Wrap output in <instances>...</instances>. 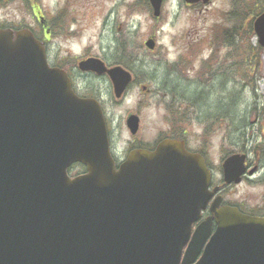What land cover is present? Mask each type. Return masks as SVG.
Returning a JSON list of instances; mask_svg holds the SVG:
<instances>
[{"label":"water","instance_id":"water-1","mask_svg":"<svg viewBox=\"0 0 264 264\" xmlns=\"http://www.w3.org/2000/svg\"><path fill=\"white\" fill-rule=\"evenodd\" d=\"M163 1L149 0L155 18ZM253 29L264 48V12ZM79 66L107 73L118 98L132 81L95 57ZM127 126L135 134L139 117ZM245 159L224 160L225 183L241 181ZM76 162L86 172L71 178ZM211 179L204 157L171 138L116 167L100 103L76 95L29 30H0V264H264V219L221 206V196L192 230L218 190Z\"/></svg>","mask_w":264,"mask_h":264},{"label":"rangeland","instance_id":"rangeland-1","mask_svg":"<svg viewBox=\"0 0 264 264\" xmlns=\"http://www.w3.org/2000/svg\"><path fill=\"white\" fill-rule=\"evenodd\" d=\"M239 2L240 5L235 6V0H212L206 6H188L183 0H164L163 14L157 20L153 18L147 0H44L51 10H58L67 26L66 34L53 37L51 48L63 55L91 54L109 63L123 62L131 66L134 72V83L127 94L117 101L111 98L113 94L109 80L100 81L101 98L111 125L113 151L119 158L136 145L135 139L150 143L159 134L169 133L171 124H175L166 108L171 92L167 87L172 83L180 85L182 89L189 87L191 92L205 90L202 102L206 106L202 107V111L212 113L218 106L230 103L223 98L225 92L229 91H226V87L231 86L230 82H226L229 71L220 74L218 77L221 78L216 80L210 79V73L218 71L220 64L227 65L226 62L231 59L225 58L224 45H219L220 53L215 52L212 40L228 25L229 13L236 7L238 10L242 8L244 3L242 0ZM149 38L156 40V48L152 51L144 45ZM251 42L257 44L255 35L251 37ZM259 59L260 76L255 82V94L250 92V84L237 82L242 80L241 77L232 81L233 86L243 87L244 96L249 100L239 105L238 114L241 117L247 115V122L254 124L253 120L258 114L254 105L260 106L259 111L263 108L259 124L255 126L262 133L255 136V141L246 143L248 149L245 150L252 164L258 163L261 168L253 180L235 185L232 188L235 193L228 197L237 201L245 199L250 205L264 203V183L259 181L264 178L261 150L264 147V50ZM92 82L96 83L95 80ZM140 83L148 85L149 95L142 94ZM129 113H138L140 117V128L134 140L125 123ZM221 123L225 125V122ZM175 125L184 127L193 140L196 136L200 137L203 143L201 148L207 152L208 160L219 178L218 166L225 155L222 152L228 146L225 129L216 127L211 134L206 133L209 124L201 119ZM233 141H236L235 135ZM256 143L259 147H255ZM80 170L75 168L71 173L75 175Z\"/></svg>","mask_w":264,"mask_h":264},{"label":"flooded vegetation","instance_id":"flooded-vegetation-1","mask_svg":"<svg viewBox=\"0 0 264 264\" xmlns=\"http://www.w3.org/2000/svg\"><path fill=\"white\" fill-rule=\"evenodd\" d=\"M197 5L199 6L202 4H197ZM197 5H191V6H197ZM57 11L58 10L56 11L51 10V8H49V6H47L44 3V0H0V30H11L14 33H16L19 30H23V29L30 30L34 34V36L45 47L46 57H47L49 64L53 67L60 68L67 73V75L70 78L71 85H72L74 92L80 97H91V98L97 99L100 102V105L105 115V121H106L107 129H108L110 149H111L113 158L115 160L116 166L119 167V165L125 161L126 157L128 156V153L133 149L141 148V149H147V150H154L158 146V144L164 139L171 138V139L184 140L186 149L188 151L192 153H198L205 157L206 165L212 173V181H211L210 188L211 190H213L217 187L218 191L214 194L211 202L214 200V198L220 195L222 197V200L220 202L221 206L234 207L245 215H249L252 217H259V218L264 219V203L250 205L245 199L237 201L236 199L228 198L229 196L233 195L232 193H235L233 192L234 189H232L235 187V185L237 186L244 181L252 179L253 176L261 168V165H258V163L252 164L250 157L248 156L247 153H245L247 154V158L245 161L247 170L242 177L241 183L226 184L223 180V177H222L223 162L229 155L233 154L235 150L234 141H233L234 140V128H233L234 112L233 111H229V116H228L229 123L227 124L226 129L223 127L224 124L222 125L221 123L222 120H220V123L218 122V126H220L221 124V128H223L221 130L225 129L224 131H226V133L228 134L227 135L228 146L227 148L224 149L225 152H222L225 155L221 159L220 165L218 166V172L220 173L219 178L215 174V170L208 160L207 152H205L201 148L203 146V143L200 141V137L196 136L194 140L191 137L189 138L190 136L189 133H187L185 129H183L182 127L177 126L175 124H171L168 134H165V135L159 134L150 143H142L140 139H135L137 140L136 145L131 146L127 150V153H125L122 158H119V156L115 154V152L113 151V138H112V133H111V125L109 123V119L106 116L105 106L103 105V101L101 98L102 92H101L100 81L102 79H104L105 82L109 80L110 88L113 94L112 83L109 79V76L106 73H98L97 71H92V70H82L79 66V63L82 60L87 59L88 57H97L101 59L108 68H110L113 65H115L116 62L109 63L104 58L98 55H91V54H85V55L82 54L78 56L63 55L62 53H60V51L55 50L53 47L51 48V45H52L51 42H52L53 37L60 36L61 34L67 33L66 31L67 26L65 25L64 20L62 19V15ZM130 71L132 75L134 76V72L132 71V69H130ZM92 80H95L96 83H93ZM131 85L132 83L128 86V89L125 92H128V90L131 88ZM139 85L141 86V83ZM142 86H145V90L141 91L142 94L149 95V91H150L149 87L146 85H142ZM125 92H124V96L127 94ZM111 98L114 101L120 100V99H116L114 95H111ZM225 105H228L229 107H231V104L229 103H226ZM129 115L130 113L127 115V117ZM177 127L182 128V129L178 130ZM135 136H133V140L134 138H136ZM251 167H255L256 169L253 174L249 173V169ZM259 181H262V183H264V178H262ZM211 215L212 214L210 211V206L208 205L207 208L202 212L200 219L193 225V230L197 225L206 221ZM211 222H212L211 223L212 225L211 233H214L217 228V223L215 219L211 220Z\"/></svg>","mask_w":264,"mask_h":264},{"label":"trees","instance_id":"trees-1","mask_svg":"<svg viewBox=\"0 0 264 264\" xmlns=\"http://www.w3.org/2000/svg\"><path fill=\"white\" fill-rule=\"evenodd\" d=\"M243 5L240 10L238 7L232 10L229 14V18L227 19L226 25H228L220 32L213 37L212 45H214L215 52L220 53L221 50L219 45H224L225 49V58L230 60V62L220 64L219 69L213 70L210 73V79L216 80L220 74L228 73L229 77L226 76V82H230L231 86L226 87L229 90L226 93V96H223L226 100H229L231 107L228 105H221L217 107L215 112L210 113V111H202L206 105L202 102V98L206 95V91L202 90L198 91H189V87L186 89L180 87V85L176 83L168 85L167 88H170L171 92H169L170 99L166 104V108L172 117V120L176 123L186 124L191 122L193 119L203 120L209 127L206 133H210L218 127V122L220 120L226 121L229 116V111L234 112V149L235 151H245L248 148L246 147V143L255 141L256 135H261L262 130L258 131L255 129V126L259 124L261 110L259 111V105H254V109H258L257 117L253 120V123L247 122V115L241 117L242 115L238 112L239 105L245 101H249L244 96V89L242 86H233L232 81L236 79V77H241L242 80L237 82L242 83L243 85H249L252 87L250 92L255 94V82L258 80L260 76V53L263 48L259 45H253L251 42V37L254 36L253 30V20L260 13L264 12V0H251L249 3L248 0H242ZM148 4V3H147ZM240 5L239 0H235V6ZM149 7V5H148ZM150 9V7H149ZM129 54V53H128ZM126 56V54H123ZM231 56V58H229ZM235 58V60L233 59ZM124 64L123 62H120ZM129 67L128 64H125ZM131 67V66H130ZM129 67V68H130ZM131 69V68H130ZM228 70V71H227ZM220 72V73H219ZM255 104V103H254ZM230 108V109H229ZM252 108V109H253ZM178 110V111H176ZM251 110V109H249ZM248 110V111H249ZM221 121V122H222ZM228 122L223 126L225 129L227 128ZM255 147H259V144L256 143ZM256 149L255 151H257ZM262 155H264V147L261 148Z\"/></svg>","mask_w":264,"mask_h":264}]
</instances>
